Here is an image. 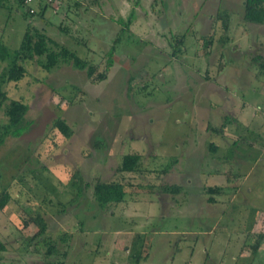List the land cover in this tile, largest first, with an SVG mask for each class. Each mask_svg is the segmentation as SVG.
Here are the masks:
<instances>
[{
    "label": "rangeland",
    "instance_id": "1",
    "mask_svg": "<svg viewBox=\"0 0 264 264\" xmlns=\"http://www.w3.org/2000/svg\"><path fill=\"white\" fill-rule=\"evenodd\" d=\"M133 1L55 0L32 23L103 67L121 30L116 19ZM244 4L143 0L100 83L69 63L51 71L40 59L25 63V81L6 87L29 102L31 125L0 146V196L12 189L21 199L0 209V264H44L39 240L30 239L38 228L24 227L41 208L53 238L69 233L65 244L58 241L66 264H136L137 246L140 264H264V240L259 251L251 247L264 233V23L246 22ZM221 10L230 12L229 30ZM24 11L7 21L15 37L8 28L0 39L13 50L31 23ZM176 35L185 40L172 55L169 38ZM58 116L73 127L71 138L53 128ZM6 121L1 112L0 124ZM128 153L142 155L139 171L117 170ZM75 172L83 177L81 193ZM99 178L127 184L125 200L97 203ZM214 185L223 191H206Z\"/></svg>",
    "mask_w": 264,
    "mask_h": 264
},
{
    "label": "trees",
    "instance_id": "2",
    "mask_svg": "<svg viewBox=\"0 0 264 264\" xmlns=\"http://www.w3.org/2000/svg\"><path fill=\"white\" fill-rule=\"evenodd\" d=\"M2 1L3 0H0V5L3 4L1 3ZM93 2L98 4V6H101L103 0H93ZM19 3L25 10L24 13L26 16L31 19V23L26 29L20 46H18L15 50L3 43L0 44V113L4 112L7 116V121L0 124V146L6 142V139L9 136L15 138L21 137L31 125V120L27 115L30 109L29 102L23 97L19 99L10 96L6 90L9 83L13 86H19L30 74L25 63L29 60L32 61L34 59H40L39 63L47 71H51L61 63H69L77 69L84 70L92 82L100 83L108 79L111 69L116 63L115 53L117 45L122 40L124 33L131 29L132 24L138 18V8L143 3V0H134L131 4L128 15L124 17V15L119 14L116 19V21L121 25V30L106 54V60L103 67L101 62H93L87 57L85 58L81 56L76 50L61 44L59 41L49 36L45 31L39 29L38 26H34V23H32L33 16L42 15L43 11L49 8V5L52 3H47L45 1L41 2L35 12H31V7L25 0H19ZM244 5L245 10L243 17L246 22L256 24L264 23V0H245ZM218 18L222 20L224 30H229L231 28V15L228 10L219 11ZM184 40L185 35H176L169 38L170 45L173 48L172 55L177 54V50H179L181 45L184 43ZM222 40V43L226 42V39L223 38ZM212 41L213 40L211 39H207L205 46L207 48L211 46L213 44ZM258 61L262 62L261 58ZM260 67L261 71L264 73V62L260 63ZM226 124L227 123L225 122V124L221 126V130H223H220L221 132L225 131V126H227ZM53 128L57 129L65 138H71L74 135L73 127L62 116H58L54 120ZM220 131L218 130V132ZM210 149L217 152L220 149V145L215 142H211ZM141 163L142 155L140 153H128L123 156L117 170L119 172H136L139 171ZM73 177H75L77 182L80 184L79 192L81 193L83 191L84 184L83 177L79 172H75ZM18 179L24 182L27 178L25 177L23 179L19 176ZM163 189L167 192L180 193L182 191V186L166 185ZM223 189V186L214 185L208 186L206 191L210 193H221ZM127 193V184L120 181H105L99 178L93 186L94 199L103 207L123 202ZM15 196L17 195L13 194L12 189L4 190L0 196V209H4L13 199H16L18 203H21V199L16 198ZM18 196L21 197V194H18ZM30 199L31 198L28 197L27 201ZM55 200L60 206H63V209L66 207V204L58 199H51V202H54ZM209 201L213 203L217 202L214 196H211ZM42 211H44L43 208L39 209V211L35 213L32 212L29 219L27 221L24 220V227L34 225L38 228L30 239L39 240L38 243H40L41 247L44 249V264H66L63 257H66L68 252L66 250H61L59 242L65 244L69 240V233L66 230H62L57 236L59 238L58 240L56 237L53 238V235L50 232L49 220L46 218L45 211ZM20 229V231H22L23 228ZM263 240L264 233H260L251 247L255 251H259ZM0 249H5V245L1 241ZM142 249L143 248L137 246L135 247V252L132 254V261L136 264H140L142 261Z\"/></svg>",
    "mask_w": 264,
    "mask_h": 264
},
{
    "label": "crops",
    "instance_id": "3",
    "mask_svg": "<svg viewBox=\"0 0 264 264\" xmlns=\"http://www.w3.org/2000/svg\"><path fill=\"white\" fill-rule=\"evenodd\" d=\"M5 1L10 2V5H8V4L5 5V3H3L2 5H0V31H1V33H0V39L2 38V36L4 35V33H6V31L8 30V28H9V30H8L9 31L8 37H12V36L15 37L16 27L14 25H10L9 26V23L7 24V21H8V19L10 21L11 20V17L13 19V14H19L22 11V7L20 6L19 0H5ZM38 6H39V4H38ZM7 10L10 11L11 16H7ZM48 12H49V9L47 8L46 10L43 11L42 15L44 17H46V15L48 14ZM2 14H5L8 17V18L5 17V18H7V20H1L2 19L1 18V15ZM32 21L33 22L34 21L37 22V25H38L39 18L38 19H35V18L33 19L32 18ZM0 42H1V40H0Z\"/></svg>",
    "mask_w": 264,
    "mask_h": 264
},
{
    "label": "built area",
    "instance_id": "4",
    "mask_svg": "<svg viewBox=\"0 0 264 264\" xmlns=\"http://www.w3.org/2000/svg\"><path fill=\"white\" fill-rule=\"evenodd\" d=\"M25 1L31 7V12H35L37 11L38 4H40L41 2L45 1L47 3L53 4L55 0H25Z\"/></svg>",
    "mask_w": 264,
    "mask_h": 264
}]
</instances>
